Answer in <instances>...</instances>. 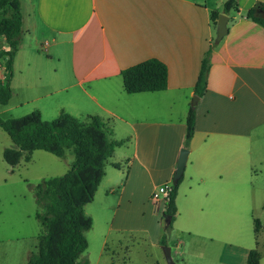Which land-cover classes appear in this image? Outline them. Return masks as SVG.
<instances>
[{"label":"crops","instance_id":"crops-1","mask_svg":"<svg viewBox=\"0 0 264 264\" xmlns=\"http://www.w3.org/2000/svg\"><path fill=\"white\" fill-rule=\"evenodd\" d=\"M224 1L20 0L23 33L10 82L16 72L35 76L24 87L33 91L41 114L98 115L112 137L123 141L106 161L95 192L100 189L105 202L97 210L100 227L92 230L93 218L89 229L97 242L94 253L79 258L88 264H135L129 248L137 240L153 247L150 264H166L159 243L162 188L172 183L201 60L216 33L210 13L222 12ZM260 3L264 0H236L237 10L227 14V33L209 58L175 196L176 264H246L252 248L264 264V223L254 229L255 211L264 214V201L256 203L251 182V157L264 148V28L246 17L254 7L264 18ZM24 33L31 40L26 47ZM5 49L0 36V51ZM151 57L166 65L167 87L126 93L120 71ZM4 59L0 55V67ZM125 142L130 152L120 150ZM123 160L125 175L113 166ZM149 195L155 204L148 212ZM248 216L252 237L240 225Z\"/></svg>","mask_w":264,"mask_h":264},{"label":"trees","instance_id":"trees-1","mask_svg":"<svg viewBox=\"0 0 264 264\" xmlns=\"http://www.w3.org/2000/svg\"><path fill=\"white\" fill-rule=\"evenodd\" d=\"M264 8V3H260ZM237 10L236 0H225L222 12L229 14ZM218 11L212 10L210 19L216 27ZM246 17L264 28V18L255 14L251 7ZM23 33V16L20 0H0V36H4L7 49L0 51L5 57V81L0 80V104L5 105L11 98L10 80L13 59L19 48ZM217 42L210 40L208 49L201 60L199 73L194 84V95L201 97L207 85L209 58ZM123 90L126 93L160 91L167 87V67L157 58L151 57L132 64L120 71ZM195 125V106L189 107L185 118L184 147H188ZM0 128L10 137L13 145L3 149L2 157L11 166L20 159H28L33 150L47 151L63 157L70 149L74 160L62 175L40 180L34 188L39 211L36 218L43 230L38 238L37 250L31 252L27 264H88L79 259L87 248L85 232L92 227V218L84 206L93 200L99 183L105 175V163L114 149L123 141L112 137L107 121L98 115L77 118L60 111L51 120H44L38 110L20 117L0 115ZM120 168L119 163H113ZM126 177V176H125ZM124 177V179H125ZM182 176L171 183L168 195L164 197L162 231L159 243L166 245V234L172 229L176 215L175 196ZM264 208V206H263ZM261 228V221L254 219V229ZM256 248L249 250L246 264H260ZM110 264H117L110 262Z\"/></svg>","mask_w":264,"mask_h":264},{"label":"rangeland","instance_id":"rangeland-1","mask_svg":"<svg viewBox=\"0 0 264 264\" xmlns=\"http://www.w3.org/2000/svg\"><path fill=\"white\" fill-rule=\"evenodd\" d=\"M24 35V39H22L24 43L23 46H25V43L31 41L29 35L25 33ZM212 39L215 41V36ZM44 47L45 45H43V42H37V49H39V51L45 53L43 51L45 50ZM16 62L17 66H19L22 64V59H17ZM2 67L4 68V61L0 68ZM1 72V75L5 79L6 70L3 69ZM25 75L26 73L16 72L13 83H9L12 95L7 104H0L1 116L16 118L37 110V101L33 99V91L24 87L27 83V79L34 83L35 76ZM192 101L193 96L190 99V105ZM57 114L58 112L55 110H43L41 117L44 120H51L56 117ZM12 145L13 143L8 134L0 128V264H27L30 253L37 250L38 238L43 230L40 222L36 218L39 207L34 195L35 185L44 178L65 173L74 160V154L70 149H67L63 157H57L47 151L36 149L31 152L28 159L22 157L19 163L11 166L4 161L2 152L4 148ZM130 147V143L125 142L123 146L120 147V150L130 152ZM113 159L114 157H110L107 161ZM125 162L126 161L123 160L121 162L122 166L120 167L124 175L127 170ZM251 162L254 163V166L251 168V182L254 185L252 189L253 197L256 203H258V201H264V148L259 151V156L253 155V157H251ZM94 195L95 197L93 198L95 199L93 203H87L84 206V211L92 219L94 218L96 220L98 214L97 210L101 207L103 202H105V198L100 189L98 193ZM107 198L110 199L111 197ZM144 201V208L149 212V209L154 206L155 201L151 199V195ZM112 202L113 201L110 203ZM255 213L258 216L255 215L254 218L257 217L260 219L261 223H264V214L262 215L261 211L258 209ZM160 215L162 214L160 213ZM240 225L242 226V231H246L248 235L252 237L253 219L248 216V219L243 221V225L241 223ZM99 227L100 223L96 220L95 227L92 230H97ZM92 230L85 232L88 248H86L84 254L87 252L93 254L96 248L97 242L91 236ZM172 230L173 229L166 234V245L171 247L172 259L175 262L178 256L175 254L176 244L175 241H173L174 237L171 233ZM181 248L184 249L183 246ZM129 250L131 260L135 264H140L142 261L150 264V256L151 253L154 252V249L148 242L137 240L132 243Z\"/></svg>","mask_w":264,"mask_h":264},{"label":"water","instance_id":"water-1","mask_svg":"<svg viewBox=\"0 0 264 264\" xmlns=\"http://www.w3.org/2000/svg\"><path fill=\"white\" fill-rule=\"evenodd\" d=\"M229 20V16L223 12L218 13L217 24H216V33H215V42L220 41L223 36L227 33V22ZM198 100V96L193 95V101L191 105L194 106ZM188 150L187 148H181L179 150V155L176 161L175 171L172 176V182H176L183 174V170L185 167L186 159H187ZM163 218H165L164 214H162ZM161 249L163 251L164 258L167 264H175L171 256V247L168 245H162Z\"/></svg>","mask_w":264,"mask_h":264},{"label":"built area","instance_id":"built-area-1","mask_svg":"<svg viewBox=\"0 0 264 264\" xmlns=\"http://www.w3.org/2000/svg\"><path fill=\"white\" fill-rule=\"evenodd\" d=\"M170 188H171V184L165 185L162 188L163 197H166L168 195ZM151 199L155 201V196L151 195Z\"/></svg>","mask_w":264,"mask_h":264}]
</instances>
